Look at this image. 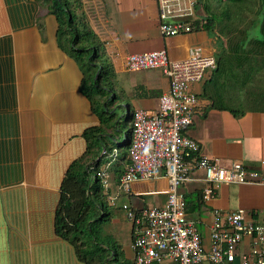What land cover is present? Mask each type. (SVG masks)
I'll return each mask as SVG.
<instances>
[{
    "label": "crops",
    "instance_id": "crops-1",
    "mask_svg": "<svg viewBox=\"0 0 264 264\" xmlns=\"http://www.w3.org/2000/svg\"><path fill=\"white\" fill-rule=\"evenodd\" d=\"M67 1L77 6L83 13L84 21L100 43L103 57L114 70L117 90L121 92L122 99L128 100L134 110H155L160 95L168 88V80L158 69L124 72L122 59L125 55L165 48L172 60L187 58L196 51L211 53L217 59L214 41L204 30L162 38L158 31L159 14L156 0ZM7 7L6 0H0V31H4L0 32V37L11 38L13 49L11 57L15 60L13 59L11 83L4 81L1 86L11 85L15 89L14 102L19 123L22 173L18 182L5 185L0 181V264H84L77 258L74 247L54 232V214L62 177L70 162L80 155L78 154L80 147L85 144L81 137L85 129L82 128L85 120L84 115H81L82 105L85 107L87 103L88 111H91L89 102L79 91L82 74L76 88L82 104L70 102L78 109V117L73 120L76 121V125L72 128L71 120L67 117L68 97L64 91L70 76L71 58L58 47L55 36L57 23L46 10L42 14L44 29L38 28L36 24L30 29L31 40L35 46L41 47L38 55L42 62L38 63L39 56L36 54L35 64L40 66L36 68H41L39 70L44 72L39 74L36 81L43 85L46 78L54 74L52 71L59 72L63 81L61 85L63 108L61 111V105H58L59 114H54L52 110L50 112V131L56 143H51L49 154L36 160L30 173L26 174L21 126L23 117L18 107L17 95L20 84L16 42L18 38L22 40L27 38L28 34L26 28L17 32L12 30ZM38 11L39 9L37 13ZM54 53L60 58L56 67L50 64ZM223 59L221 56L220 64L215 69L208 70L202 81L190 86L196 94L197 105L192 114V123L185 133L199 144L200 155L211 160H219L224 167L238 162L250 170L263 173L264 109H249L246 106V103L254 102L256 88L264 86L262 74L247 75L245 68L238 65L228 68L223 64ZM72 66L78 69L75 64ZM241 105L246 108H241ZM233 112L241 114L234 115ZM72 131L79 133L71 140ZM114 162V167L112 162L107 164L110 172L114 173L110 188H117L114 180L120 173L114 172L118 165L116 160ZM125 163L126 161L120 164V171ZM45 165L49 167L48 172L44 170ZM167 186L166 177L162 174L156 179L133 182L129 192H123L122 198L128 199L127 203L135 210L162 206L166 200L164 192ZM203 187V172L196 169L181 185L180 192L188 202L187 217L194 222L205 251L211 244L210 227L214 209L225 212L242 209L248 221L264 222V184L221 185L213 198L200 202L199 195ZM247 246L248 241L245 240L239 250L245 251ZM131 250L133 251L132 246ZM237 262L238 260L235 264Z\"/></svg>",
    "mask_w": 264,
    "mask_h": 264
},
{
    "label": "built area",
    "instance_id": "built-area-1",
    "mask_svg": "<svg viewBox=\"0 0 264 264\" xmlns=\"http://www.w3.org/2000/svg\"><path fill=\"white\" fill-rule=\"evenodd\" d=\"M156 1L162 38L202 30L204 18L198 12L202 0ZM122 66L126 73L158 69L168 80L157 109L133 111L128 163L117 180V188L123 192H129L133 182L156 179L162 174L168 182L162 206L139 210L128 203L122 206L132 225L133 264H161L164 260H168L167 264H235L236 260L237 264H264V222L248 221L242 209H214L211 244L205 251L194 222L187 217L180 192L181 185L196 169L203 172V202L213 198L221 185L264 184V172L250 170L238 162L224 167L219 160L200 155L199 144L185 133L197 105L190 86L202 81L207 70L216 68L214 55L196 51L187 58L172 60L164 48L127 54ZM115 158L113 154V161ZM98 177L101 186L108 190V166L99 170ZM110 201L114 204L115 198ZM245 240L247 249L240 251Z\"/></svg>",
    "mask_w": 264,
    "mask_h": 264
},
{
    "label": "trees",
    "instance_id": "trees-1",
    "mask_svg": "<svg viewBox=\"0 0 264 264\" xmlns=\"http://www.w3.org/2000/svg\"><path fill=\"white\" fill-rule=\"evenodd\" d=\"M208 1L203 2L205 16L201 29L212 37L213 41L214 39L219 41L221 51L216 59L217 65L220 64L219 58L222 56L223 64L228 68L238 65L245 68L247 75L254 73L256 76L261 73L264 80V0H216L221 5L220 12L217 14L212 12ZM40 2L48 6V14L56 20L58 47L77 63L82 73L79 91L89 102L92 113L99 119L101 125L117 126L116 131L119 134L112 148L107 149L102 138L104 131L101 127L91 126L82 131L81 137L85 141L86 149L81 156L70 162L62 177L59 200L54 214V232L74 247L77 258L84 264H133L132 260L124 259L122 252L114 246L104 247L100 241L96 240L93 223L97 218L98 209L103 211L100 220L105 217L110 218V214L107 210H103L105 207L99 201L101 184L97 168L101 166L106 154L108 157L110 154L113 156L114 148H122L127 157L134 109L128 100L122 99L121 92L115 85V74L111 64L105 58L101 60L103 54L100 43L84 21L83 14L81 15L83 19L80 23L78 22L71 2L67 0L30 2L6 0L12 30L17 32L25 27L34 26ZM243 17L246 23L244 29L233 32L232 30L235 29L233 24ZM197 24L196 22V29ZM221 38L226 39L227 46L222 45ZM64 42L69 49L67 52L63 48ZM12 50L11 38L0 37V181L5 185L18 182L22 173L19 123L15 114V96L11 94V91L13 93L15 89L11 85L1 86L4 81L11 83L13 78ZM256 89V94L253 96L254 102L246 103V106L249 109H264V86ZM125 111L130 120L128 130H126L123 115ZM233 114L239 115L241 112H233ZM115 116L116 120L113 121ZM95 149L104 154L87 165L84 160ZM127 163L126 158L121 171L120 164L114 169V172H120L115 176V185ZM93 167L98 172H91ZM111 173L114 174L113 171ZM113 179L114 176L111 181ZM199 200L203 202L201 193ZM185 203L188 204L186 199ZM78 240L79 244L80 241L82 242V247L77 246Z\"/></svg>",
    "mask_w": 264,
    "mask_h": 264
},
{
    "label": "rangeland",
    "instance_id": "rangeland-1",
    "mask_svg": "<svg viewBox=\"0 0 264 264\" xmlns=\"http://www.w3.org/2000/svg\"><path fill=\"white\" fill-rule=\"evenodd\" d=\"M203 2L202 0V9H203ZM207 3V1H206ZM208 4L212 8V12L214 14H217L220 12V4L216 0H209ZM39 11L36 16V25L38 28L44 29V16L42 14L48 10V6L45 3L40 2L39 3ZM72 9L75 11L76 17L78 19V22L80 23L81 19L83 17L81 16L83 13H81L77 6L72 7ZM200 11L198 10L199 14L202 12L203 18H204V9ZM238 22L233 24V32H236L238 30L244 29L245 26V20L244 17L241 20H237ZM56 25V24H55ZM49 26V25H48ZM8 27V25L6 26ZM27 31V38H24L23 40L18 38L16 42V63L18 68V81L20 86L18 87V98H19V104L18 107L21 110V114L23 117L22 120V132H23V145L25 146L24 150V164L26 168V174L30 173L31 167H34V162L38 160L39 158L43 156H47L50 152V146L51 143L54 142V137L51 134L50 131V120L49 117L51 115V110L54 114H59L58 111L60 107L58 105H61V111L63 108V103H61V97H62V76L59 72L52 71L54 74H52L49 78H46L45 84L43 85L36 81V79L39 77V74H42L44 72H41L39 69L36 68L39 65H36L34 58L40 54L39 50H41L40 46H35L34 41H32V30L31 27H25ZM4 32V31H0ZM56 32V31H55ZM56 36V33H55ZM222 39V45L227 46V41L224 38ZM64 41V39H63ZM58 42L61 44V42L58 40ZM64 50L67 52L69 50L65 44L63 43ZM214 49L216 51V56L219 55L221 51V47L219 45V41L217 39H214ZM36 50L38 52H36ZM37 54V55H36ZM38 63L42 62V59L40 55H38ZM15 60V58H13ZM13 60V61H14ZM60 58L58 54L54 53L53 59L50 60V64L54 65V67L57 66ZM101 60H105L104 57H101ZM71 67L70 72L68 76V84L64 87L65 94L68 97V108H67V117L68 120L70 119V126L73 128V126L76 125V121H73L78 117V109L76 105H71V103H80L82 104V100L79 97V92L76 90L78 85V80L81 78V71L77 65V63L71 58ZM77 66L78 69H76L73 64ZM40 67V66H39ZM79 70V71H78ZM208 71V70H207ZM206 71V72H207ZM115 79V78H114ZM117 84V81L115 80V85ZM17 89V88H16ZM74 89V91H73ZM164 93V92H163ZM11 94H14L15 96V90H13V93L11 91ZM161 96V95H160ZM72 101V102H71ZM80 101V102H79ZM159 101V99H158ZM60 102V103H59ZM71 102V103H70ZM65 105H64V111H65ZM158 107V106H157ZM241 108H246L243 105L240 106ZM32 109L33 111H30ZM91 109V107H90ZM157 109V108H156ZM81 115H84V122L82 123V128L85 129L91 126H97L101 127L102 131L104 133L102 134V138L105 142L106 148L110 149L112 148V144L115 140L118 139V132L117 126H110V125H101L99 119L92 113V111H88V105L86 103L85 107L82 105L81 109ZM31 112V113H30ZM83 113V114H82ZM124 121L126 130L130 129V120L128 118V115L126 114V111L124 112ZM56 116V115H54ZM116 120V116L113 117ZM31 123V124H30ZM70 127V128H71ZM77 130V129H75ZM80 131V130H79ZM76 132V133H79ZM76 133L72 131L70 139L72 140L74 137H76ZM83 140V139H82ZM59 142L61 139L58 140ZM56 143V142H54ZM80 147V154L81 156L85 149L86 145ZM130 146V145H129ZM85 147V148H84ZM113 147H115L113 145ZM83 149V150H82ZM115 151L113 152L114 156L116 157V163L121 164L126 161V153L123 152L122 148H114ZM109 151L107 150V153ZM101 153V154H100ZM77 154V155H78ZM104 154L102 151L100 152L98 149H95L91 155H88V158H86L84 161L88 165L91 164L93 160L96 161V159L100 158ZM77 156V157H79ZM111 156V158H110ZM108 157L107 154L102 160L101 166L97 168V170L101 169L102 167L106 166L108 163L112 162V167H114L115 162L113 163V156L110 154ZM74 160V159H73ZM72 160V161H73ZM44 161V160H41ZM44 170L46 172L49 171L48 166H44ZM95 167L92 168L91 172H98ZM111 173V172H110ZM111 177H113V174H110L109 183L111 184L113 180L111 181ZM117 187V185H115ZM100 193L101 196L99 197V201L102 202L103 206L110 214V218L105 217V219L100 220V216L103 214L102 209H98L94 225V233L95 238L97 241H100L101 244H103L104 247H107V245H110L111 247H115L118 250L122 252V257L128 260H132L134 253L131 250V223L126 219V211L122 208L123 204L128 202V199L122 198L123 191H120L118 188H108V190H105L103 187L100 186ZM110 198H115L114 204L110 201ZM79 240L76 242L77 246L82 247V242L80 241V244L78 243ZM168 260H164L161 264H167Z\"/></svg>",
    "mask_w": 264,
    "mask_h": 264
},
{
    "label": "water",
    "instance_id": "water-1",
    "mask_svg": "<svg viewBox=\"0 0 264 264\" xmlns=\"http://www.w3.org/2000/svg\"><path fill=\"white\" fill-rule=\"evenodd\" d=\"M135 200H139V202L141 201L142 202V200H140V199H138V198H134Z\"/></svg>",
    "mask_w": 264,
    "mask_h": 264
}]
</instances>
